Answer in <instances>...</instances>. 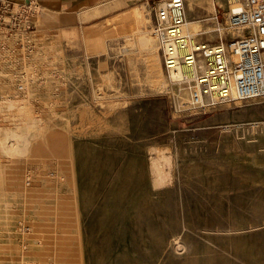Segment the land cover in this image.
<instances>
[{"label": "rangeland", "instance_id": "obj_1", "mask_svg": "<svg viewBox=\"0 0 264 264\" xmlns=\"http://www.w3.org/2000/svg\"><path fill=\"white\" fill-rule=\"evenodd\" d=\"M157 1L106 17L143 8L142 35L38 16L31 38L1 39L0 100L37 125L27 151L0 149V264H264V97L191 107L152 32ZM189 20L218 41L214 13Z\"/></svg>", "mask_w": 264, "mask_h": 264}, {"label": "built area", "instance_id": "obj_2", "mask_svg": "<svg viewBox=\"0 0 264 264\" xmlns=\"http://www.w3.org/2000/svg\"><path fill=\"white\" fill-rule=\"evenodd\" d=\"M186 5L187 0H158L152 32L167 70L180 74L187 86V103L200 108L263 98L264 0H226L216 42L200 40L188 30ZM43 10L39 0H0V28L28 32Z\"/></svg>", "mask_w": 264, "mask_h": 264}, {"label": "bare ground", "instance_id": "obj_3", "mask_svg": "<svg viewBox=\"0 0 264 264\" xmlns=\"http://www.w3.org/2000/svg\"><path fill=\"white\" fill-rule=\"evenodd\" d=\"M43 12H45L43 14V16H48L49 10L46 11L45 8H44ZM42 13L39 15L40 18H41ZM149 20H150V18H148L145 15L144 9L136 7L134 9L129 10V11H126V12H123L121 14H118L117 16H115L113 18H109L105 22L111 23L113 25V27H114V29L110 30L109 32H114V31H117V30H123L124 28L126 29V27L130 26V28L133 27V29H135L136 32H138L137 34H141L142 35V33H146V31H147V29H143L142 27ZM195 25L196 24H195L194 20H189V19L187 20L186 26H187L189 31L194 29ZM62 30L63 29H61V31ZM64 32H66V31H64ZM191 32H193V31H191ZM193 33H196V32H193ZM62 34L63 33L60 32L58 34V37H62L63 36ZM66 35H68V34L66 33ZM32 36H34V35H32ZM148 36H146V37H148ZM7 37L8 36H7L6 33L0 32V41H1V39H4V40L8 39V41L9 40H15L16 41V39L18 37H22L24 39L23 41H25L28 38H31L30 36L26 35L25 33H23V34L14 33V35H12V37L10 39H9V37L8 38ZM62 38H64V37H62ZM71 39H70V41H71ZM19 40H20V38H19ZM37 40L40 43H42V44H46L47 42H50L49 39H46V38H38ZM54 40L55 39L53 38L52 41H54ZM72 41H73V39H72ZM51 43L53 44L54 42H51ZM149 46H150V44H149ZM147 47H144V48H147ZM158 47H159V44H158ZM158 47H156V46L153 47L152 46V47H148V48L151 49V53L152 54H155V53L158 52ZM156 62L157 61H155V63ZM0 72L3 73V71L1 69H0ZM174 75L177 76V75H180V74L175 73ZM174 75H172V76L174 77ZM1 98L2 99L0 100V111H2V112L5 111L6 113L8 112V115L5 116V117L3 116L4 118L0 119V120H3V121L6 122L5 124L2 123V124H4L3 128L5 130V137L4 138H0V149H2L4 153L10 154V155L11 154H17V153L19 154L21 152H25V151L28 150V145H29V140L27 139L26 135L28 134V131H30V127L32 129V127L37 125L36 124V117L34 115H32L31 110H28L26 108V104H21V103L17 102L15 99H13V98H11L9 96H6V95L2 96ZM184 102H186V101L184 100ZM0 115H3V114H0ZM10 122L15 123V126H11V125L7 124V123H10ZM2 124H0V127L2 126ZM36 129H37V127H36ZM159 161L153 163V165H154L153 169L155 170L154 172H156V178H154V179H156L155 182H157V183H160L158 181H161V179H163V177H162V171L163 170H161L162 168L160 169L161 166H159V163H158ZM164 173H165V171H164Z\"/></svg>", "mask_w": 264, "mask_h": 264}, {"label": "crops", "instance_id": "obj_4", "mask_svg": "<svg viewBox=\"0 0 264 264\" xmlns=\"http://www.w3.org/2000/svg\"><path fill=\"white\" fill-rule=\"evenodd\" d=\"M39 1L47 10H49L48 16H41L42 22L52 27L54 26L64 28L76 26V23H87L99 20L101 18H106L108 17V15L117 12L127 6V4L123 5L122 7L120 6V3H122L123 0ZM136 7H133L131 9H134ZM222 7H226V0H187V18L196 19L204 17L206 14L212 12L214 13L216 20L220 21L222 16ZM123 12H120L119 14ZM108 19L109 18H106L105 21Z\"/></svg>", "mask_w": 264, "mask_h": 264}]
</instances>
